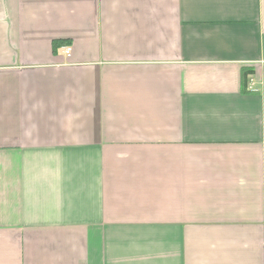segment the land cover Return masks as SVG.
I'll return each instance as SVG.
<instances>
[{
	"label": "crops",
	"instance_id": "obj_1",
	"mask_svg": "<svg viewBox=\"0 0 264 264\" xmlns=\"http://www.w3.org/2000/svg\"><path fill=\"white\" fill-rule=\"evenodd\" d=\"M0 264H264V0H0Z\"/></svg>",
	"mask_w": 264,
	"mask_h": 264
},
{
	"label": "trees",
	"instance_id": "obj_2",
	"mask_svg": "<svg viewBox=\"0 0 264 264\" xmlns=\"http://www.w3.org/2000/svg\"><path fill=\"white\" fill-rule=\"evenodd\" d=\"M254 68L253 67H243L241 70V83H242V89L243 92L247 93V86L248 82L250 80V77L254 74Z\"/></svg>",
	"mask_w": 264,
	"mask_h": 264
},
{
	"label": "bare ground",
	"instance_id": "obj_3",
	"mask_svg": "<svg viewBox=\"0 0 264 264\" xmlns=\"http://www.w3.org/2000/svg\"><path fill=\"white\" fill-rule=\"evenodd\" d=\"M63 52L69 58L71 56L72 50H71V48L69 46H64L63 47Z\"/></svg>",
	"mask_w": 264,
	"mask_h": 264
}]
</instances>
